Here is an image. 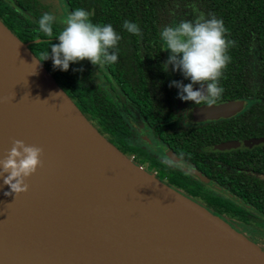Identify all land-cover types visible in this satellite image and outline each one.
<instances>
[{
    "label": "water",
    "instance_id": "water-1",
    "mask_svg": "<svg viewBox=\"0 0 264 264\" xmlns=\"http://www.w3.org/2000/svg\"><path fill=\"white\" fill-rule=\"evenodd\" d=\"M1 78L0 160L14 140L43 153L26 193L5 196L0 179V264H264L256 244L104 138L0 21ZM244 106L194 107L189 118L225 119Z\"/></svg>",
    "mask_w": 264,
    "mask_h": 264
},
{
    "label": "trees",
    "instance_id": "trees-1",
    "mask_svg": "<svg viewBox=\"0 0 264 264\" xmlns=\"http://www.w3.org/2000/svg\"><path fill=\"white\" fill-rule=\"evenodd\" d=\"M57 1L0 0V21L28 47L99 133L136 164L134 147L123 142L125 135L132 141L135 137L123 114L135 111L131 119L136 124L151 126L175 154L210 173L207 178L214 189L226 191L245 206L192 180L171 182L185 195L168 187L222 220L226 217L250 224L247 216L251 209L264 217V143L252 149H211L226 141L264 138V0ZM77 8L94 10L93 23H110L121 35L116 64L97 69L85 60L70 64L65 72L54 68L51 59L43 61L45 52L58 43L55 33L63 27L56 23L54 35L44 36L38 30L43 11L64 16ZM201 14L205 19H222L226 38L235 42L219 81L224 92L215 104L243 101L245 109L234 118L184 127L173 99L175 91L162 67L167 53L160 33L184 20L194 22ZM125 20L138 24L141 35L123 29Z\"/></svg>",
    "mask_w": 264,
    "mask_h": 264
},
{
    "label": "clouds",
    "instance_id": "clouds-1",
    "mask_svg": "<svg viewBox=\"0 0 264 264\" xmlns=\"http://www.w3.org/2000/svg\"><path fill=\"white\" fill-rule=\"evenodd\" d=\"M94 14V10L77 8L60 17L63 27L55 33L58 43H53L50 52H45L43 61L51 59L54 68L65 72L70 64L85 60L97 69L116 64L122 37L110 23H93ZM56 23L57 17L50 12L44 13L38 20V30L52 37ZM122 27L130 34L141 35L136 23L125 20ZM226 32L222 19H205L203 14L194 22L184 20L162 30L160 38L164 51L170 53L163 70L167 71L171 65L173 71H180L191 81L187 85L172 81L169 85L179 89L180 100L211 106L222 97L224 89L219 81L231 60L229 49L235 46L234 41L226 38ZM197 85L199 90H194ZM42 153L40 147L27 145L22 140L13 141L6 158L0 160V179L11 189L4 193L5 196L15 194L17 197L28 191L26 180L41 166ZM163 163L184 167L173 158H164Z\"/></svg>",
    "mask_w": 264,
    "mask_h": 264
},
{
    "label": "flooded vegetation",
    "instance_id": "flooded-vegetation-1",
    "mask_svg": "<svg viewBox=\"0 0 264 264\" xmlns=\"http://www.w3.org/2000/svg\"><path fill=\"white\" fill-rule=\"evenodd\" d=\"M56 2H58V1L56 0ZM53 7H54V4H53ZM44 13H48V12L43 11L42 15ZM52 14L55 17H57V24H60L59 18L62 17L63 14L62 13H52ZM64 15H65V13H64ZM197 87H199V86L194 87V89ZM173 99L175 101L177 108H179V110L182 113V125L184 127H198V126L208 124L210 122H214V121H205L203 123H194L189 118V111L192 108L199 107V106H206V105H203V104L195 105L193 102H190V101H187V102L182 101L178 98V96H174ZM214 105H217V104H214ZM244 109H245V106H244L243 110ZM240 113H238L232 117H229V118H225V119L220 118V119L215 120V121L234 118L237 115H239ZM129 120H131V118ZM125 121L127 122L130 129L133 130L135 137H134V140L132 141L130 137L125 135L123 137V142L126 145L129 144V145H132L134 147L136 153L132 157L138 166L142 167L147 172H149V170H151L149 166H152L153 167L151 170L152 172H150V173L155 175V177L157 179H159L160 181H162L166 185L172 187L173 189H175L177 191H180L181 193H183V192L180 189L175 188L173 185H171L172 180L173 181H176V180H180V181L192 180L193 182L195 181L199 184L201 183L202 187L203 188L206 187L208 191H209V189H214V186L211 184V182L207 178V176L210 175V173L198 170L192 162H187L184 159H182L179 155L175 154L166 142H164L158 138V136L154 133V129L151 126H149L146 123H145V125L140 124V123L136 124V122H134L135 119L131 120L133 122V124H130L128 120H125ZM147 135H148V137H147ZM240 140H247V139H240ZM260 144L261 143H258L257 145H254L253 147H256ZM219 146L213 145L211 147V149L213 151H221L219 149ZM252 148H237V149H252ZM237 149H231V150H237ZM205 150H208V148ZM227 151H230V150H227ZM164 158H173L174 160L183 163L184 167L177 168L175 166L166 165L163 163ZM210 186L212 188H210ZM214 190L217 191V193H219V191H222L227 195V192L222 190V189H220V190L214 189ZM223 198L228 199L226 197H223ZM232 198L238 199L236 197H232ZM238 201H239V199H238ZM247 209H249V208H247ZM250 211L257 213L256 216L253 215L254 217L252 219L257 220V221H259V219L264 220V217L261 216L258 212L254 211L253 209H251ZM225 219H229V218L225 217ZM249 223L253 224V222H251V221H249ZM254 225H259V224H254Z\"/></svg>",
    "mask_w": 264,
    "mask_h": 264
},
{
    "label": "rangeland",
    "instance_id": "rangeland-1",
    "mask_svg": "<svg viewBox=\"0 0 264 264\" xmlns=\"http://www.w3.org/2000/svg\"><path fill=\"white\" fill-rule=\"evenodd\" d=\"M177 24H179V23H177ZM166 53H167V60H168L170 53L168 51H166ZM167 72H168V79H169L170 84L172 81H178L184 85L191 83L190 80L184 78V76L182 75V73L180 71H173L171 65L168 66ZM108 86L109 85H107L106 87H108ZM194 87H196V86H194ZM173 90L175 91L176 96H178L179 95V89L176 87H173ZM135 114H136L135 111H132L131 114H129L130 117L127 114H123V117L125 120H128L130 124H133V122L131 121L132 119L131 120H129V119L132 118L133 115L136 116ZM147 137H148V135H147ZM149 167L152 170L153 167H151V166H149ZM151 170H149V172H152ZM210 188H212V187L210 186ZM219 193L222 195V197L228 198L234 204L242 205L243 207L245 206L242 204V202L240 200L238 201V199L230 198V197H228V195H226L222 191H219ZM253 215L256 216L257 213L251 212L250 215L247 216V219L249 221L253 222V224H248V223L245 224L241 221L232 220V219H224L223 221L226 222L231 227H233L234 230H236L238 233L242 234L248 240H250L251 242L256 244L264 252V220H262V219H259V221L254 220V219H252L254 217ZM254 224H259L260 227H259V225L255 226Z\"/></svg>",
    "mask_w": 264,
    "mask_h": 264
},
{
    "label": "bare ground",
    "instance_id": "bare-ground-1",
    "mask_svg": "<svg viewBox=\"0 0 264 264\" xmlns=\"http://www.w3.org/2000/svg\"><path fill=\"white\" fill-rule=\"evenodd\" d=\"M0 80H4V81H5L6 79H5V78H1ZM13 80H14V79H13ZM4 81H3V82H4ZM15 81H16V79H15Z\"/></svg>",
    "mask_w": 264,
    "mask_h": 264
}]
</instances>
